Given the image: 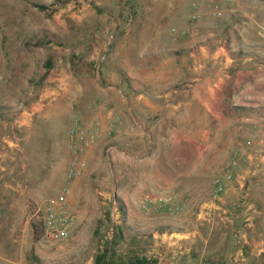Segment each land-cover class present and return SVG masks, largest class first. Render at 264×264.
Instances as JSON below:
<instances>
[{
  "label": "rangeland",
  "instance_id": "obj_1",
  "mask_svg": "<svg viewBox=\"0 0 264 264\" xmlns=\"http://www.w3.org/2000/svg\"><path fill=\"white\" fill-rule=\"evenodd\" d=\"M140 2L0 0V28H43L40 33L43 36L42 42L38 45L30 44L31 38L28 37L26 42L3 41L0 47V60L7 64V71H0V123L5 126L2 137L6 136L14 143L1 149L13 154L18 153L20 156L9 163L10 167L18 166L14 174L12 171V180L20 181L22 185L18 188L15 186L13 194L0 192L4 198L12 199L18 205L12 210L11 230L8 226L7 230H4V226L0 225V264H85L88 261V264H94V256L104 245L110 243L114 249L113 264H136V258H144L149 264H167L159 257L170 255L173 252L170 250L173 243H169L168 250L162 247L168 244V241L161 240L169 235L172 236L169 238L179 237L180 234V244L188 245V252L183 254L189 257L190 261L192 255L195 257L198 254L197 249H202L201 242L197 240L196 235H192L200 228L197 226V218H200L202 213L206 217L233 215L228 210L223 211L215 207L223 199L228 182H233L236 178L242 181L236 196L239 203L244 201L247 175L253 174L251 171L257 169L260 162L258 155L246 158L244 153L240 154L239 145L238 152L220 165L221 175L206 181L205 197L215 206L202 209L198 206L195 196L190 198V202H183L181 194L177 191V211L170 214L166 208L141 207V201L146 194L166 192L171 183L180 180L173 178L174 181L170 182L171 178L165 176L162 166L155 165L153 157L158 155L159 146L152 145V149L148 150L145 137L126 139L121 143L110 141L102 146L97 161V170L100 173L97 180L87 182L83 190L79 189L74 194L76 197L81 196L85 205L70 206L76 221L69 237L58 239L45 235L42 208L45 200L55 194L66 181L71 158L69 151H72L68 140L70 126L76 121L84 127H91L92 117L97 116L100 122L101 114L106 112L110 123L105 131L111 129L109 136L112 137L116 124L122 123L121 126L134 128V120L141 123L144 120L152 121V113H135L128 109L152 103V77H147L135 89L128 88V94L121 93L114 88V82H106L97 77L101 65L89 64L85 55L86 49H79L78 45L76 48L69 36L72 28H81L82 32L84 28H108L110 23L107 15L114 14L112 8L117 5L120 14L126 16L122 25L131 14H138V11L141 14L140 20L146 21V15L149 14L147 11H152V0L142 1L139 8ZM157 10L165 12L164 1ZM215 18L220 19L221 14ZM201 21L200 18L191 22L192 26L199 27ZM162 28L179 27L168 24ZM28 35L32 36L31 33ZM221 40L225 38L221 37ZM52 46H57L58 49H52ZM244 50L243 47L237 48L235 52L243 56ZM149 67L146 65V68ZM246 68L240 58L232 60L228 66L221 67L222 71L226 70L232 74L227 81V89L235 86L238 94L244 93ZM70 71L77 73L75 79L69 76L62 80L48 78L50 72L68 75ZM110 84L113 87H107ZM106 89L110 90V94L105 93ZM139 94L143 96L139 97ZM224 115L228 116L227 113ZM236 116L238 122L242 123L246 119L256 118L253 114L239 111ZM15 120L21 123L19 127L13 126ZM242 139L244 136L240 138L238 135L240 142ZM108 145L111 146L110 153L106 152ZM151 155L152 170H149L148 158ZM115 162L124 167H116ZM226 172L231 174L229 180L224 178ZM216 178L224 183L220 192L215 190ZM72 186L70 184V190ZM177 186H180L179 183ZM25 187H28V193L24 192ZM238 208L234 215L238 224H241L248 214L244 215L246 211L242 207ZM3 211L0 210V216ZM32 222L40 233L38 238L31 236ZM242 230L243 226L236 227V239L232 242H216V245L225 244L226 249L230 246L227 264H244V261L240 260L239 251L244 249L245 243L242 240L237 241ZM174 250L179 253L182 248ZM225 252V249L219 248L216 253L210 255H225Z\"/></svg>",
  "mask_w": 264,
  "mask_h": 264
},
{
  "label": "crops",
  "instance_id": "obj_2",
  "mask_svg": "<svg viewBox=\"0 0 264 264\" xmlns=\"http://www.w3.org/2000/svg\"><path fill=\"white\" fill-rule=\"evenodd\" d=\"M138 1H141L140 8L144 0ZM162 1L166 5L165 12L157 10ZM214 4L221 8L220 19L211 15ZM151 8L152 11H147L149 14L146 15V21L140 20L141 14L138 11V14H131L122 25L126 16L120 14L117 5L112 8L114 14L107 15L110 23L108 28H84L83 32L81 28H72L70 31V41L74 46L78 45L79 49H86L89 64L101 65L97 77L106 82H114V88L121 93L128 94V88L135 89L147 77H152V103L133 106L132 109L128 107L135 113H152L151 122L134 120V128L121 126L122 123L116 124L113 136L110 137L108 130L105 131L110 123L109 115L101 112L97 140L77 155L85 159L86 166L71 183L70 206L85 205L84 199L74 194L79 189L83 190L87 182L97 180L100 174L97 161L102 146L110 141L121 143L136 137L147 138L148 150L152 149V145L159 146L158 155L153 157L154 163L158 167L162 166L165 176L171 178L170 182L174 181L173 178H180L176 183H171L168 190L178 191L183 202H190V198L195 196L202 209L215 206L205 197L206 181L221 175L220 165L238 152L239 145L240 154L244 153L246 158L258 155L260 162L259 167L251 171L253 174L247 175L242 204L236 196L242 181L236 178L228 182L223 199L215 206L233 215L206 217L202 213L197 218V226L200 228L192 235H196L201 242L202 249H197L198 254L195 257L192 255L189 261V257L183 254L188 252V245L180 244L181 234L175 238H169L172 237L169 235L168 238H162L161 241H168L162 247L169 250V243H173L170 247L173 252L159 259H164L167 264H227L230 246L226 249L225 244L216 245V242L234 241V230L239 225L240 228L243 226L244 231L239 233L238 238L245 243L244 249L239 251L240 260L244 264H264V0H152ZM196 13L199 18L193 19L192 15ZM200 18L202 21L199 27L192 26L191 22ZM168 24H175L179 28H162ZM42 29L0 28V47L3 41L26 42L28 37L31 38L30 44L38 45L42 42ZM30 33L32 36L28 35ZM221 37L225 40L222 41ZM242 47L245 49L243 56L235 52ZM76 48L74 50L77 53ZM52 49L58 47L52 46ZM237 58L242 59L247 67L243 94H238L235 86L227 89V81L232 74L221 69ZM59 60L58 57L57 63ZM6 65L1 59L0 71H7ZM146 65L150 67L146 68ZM76 74L75 71H70L68 75L50 72L48 78L62 80L69 76L75 79ZM111 85L107 87H113ZM109 91L106 89L105 93L110 94ZM238 111L253 114L256 118L238 122ZM4 128L0 123V192L13 194L14 187L22 185L20 181L12 180V171L14 174L18 166L10 167L9 162L20 156L1 149L14 144L8 137H2ZM136 129L141 131L137 132ZM238 135L240 138L244 136L241 142ZM248 140L253 147L260 148L258 154H254L252 146L246 145ZM74 155L69 151V157ZM148 161L149 170H152V155ZM115 165L124 167L117 162ZM20 166L23 167V164ZM178 183L180 186H177ZM24 189V192H29L28 187ZM16 206L12 199L1 195L0 210L4 211L0 216V225L4 226V230H7V226L11 230L10 218ZM238 207L246 211L244 215L248 214L243 224H238L234 215ZM30 230L33 236L32 227ZM175 248H182V251L177 253ZM219 248L225 249V255H210ZM88 263L90 261L85 264Z\"/></svg>",
  "mask_w": 264,
  "mask_h": 264
},
{
  "label": "built area",
  "instance_id": "obj_3",
  "mask_svg": "<svg viewBox=\"0 0 264 264\" xmlns=\"http://www.w3.org/2000/svg\"><path fill=\"white\" fill-rule=\"evenodd\" d=\"M225 2H231L232 0H223ZM221 14V9L218 4H214L211 9V15L218 16ZM193 19L199 18V14H193ZM174 30V29H173ZM264 33V24L262 27ZM121 123L120 120H117ZM91 127H84L78 122H74L68 129V140L70 148L75 154L69 162L66 181L60 187V189L53 195L49 196L43 204V230L47 237L66 239L69 237L72 227L75 224V215L70 208V184L75 176L81 174L82 170L86 166V161L83 158L77 156L83 147L93 144L100 133L99 126L100 122L97 116L92 117ZM21 123L18 120L13 122L14 127H19ZM107 134H111V129H108ZM247 146H252L251 141H246ZM253 147V146H252ZM111 146H106V152L110 153ZM254 154H258L260 149L253 147ZM226 180L231 178V174L227 173L224 175ZM215 190L220 192L223 190L224 183L221 179L216 178L214 180ZM176 191L168 190L166 192L157 194H146L142 201L141 207L148 208L149 206L161 209L166 208L170 214L177 211V206L175 204ZM239 241V238L238 240ZM236 251V255H238Z\"/></svg>",
  "mask_w": 264,
  "mask_h": 264
},
{
  "label": "trees",
  "instance_id": "obj_4",
  "mask_svg": "<svg viewBox=\"0 0 264 264\" xmlns=\"http://www.w3.org/2000/svg\"><path fill=\"white\" fill-rule=\"evenodd\" d=\"M32 229L34 238H38L40 235L37 230V226L32 222ZM114 249L112 243L104 245L100 252L94 256V264H113ZM136 264H149L144 258H136Z\"/></svg>",
  "mask_w": 264,
  "mask_h": 264
}]
</instances>
